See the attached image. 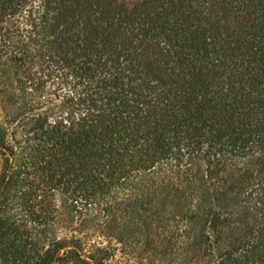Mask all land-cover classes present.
Here are the masks:
<instances>
[{
    "label": "trees",
    "instance_id": "obj_1",
    "mask_svg": "<svg viewBox=\"0 0 264 264\" xmlns=\"http://www.w3.org/2000/svg\"><path fill=\"white\" fill-rule=\"evenodd\" d=\"M3 58L0 264H264V0H0Z\"/></svg>",
    "mask_w": 264,
    "mask_h": 264
},
{
    "label": "rangeland",
    "instance_id": "obj_2",
    "mask_svg": "<svg viewBox=\"0 0 264 264\" xmlns=\"http://www.w3.org/2000/svg\"><path fill=\"white\" fill-rule=\"evenodd\" d=\"M17 41L18 39H15L16 43ZM26 77H27L26 68L21 67V65H17L5 58L0 59V91L5 90V92H7V94L9 95H13V94L23 95L25 92L28 91L25 87ZM42 85H43V88H41L39 92H44V93L59 92L57 91V87L51 85V83H48L46 85L42 84ZM9 100H12V99H9ZM9 100L7 104L8 106L7 110H4L3 103L0 99V126L2 130L6 131L7 133L11 129V126H12L11 121L9 120L10 114L16 111L15 109L11 108L13 107V105L11 101ZM7 112H9V114L6 115ZM3 166H4V158L2 154L0 153V174L3 172ZM60 196L61 195L56 196V197L58 200H60L59 201L60 204H62ZM18 202H20L21 204L9 210L12 217H16V218H13L12 220L25 223L27 225V226L23 225L27 229L24 235L30 236L32 234H36L37 236H40L43 225H38V220H39L38 214L40 211L39 206L36 204V202L30 201L28 198H26L25 200H18ZM60 211L59 213L57 212V215H56L58 216L57 219L59 218V215H60L61 218L65 219L64 221L65 223L62 226L61 225L58 226V230H56L55 234L61 237L62 236L73 237V235H75L78 239H86L91 242H100V243H104V245L108 243L109 241L107 239L108 237L104 235L98 236V233H94V228L91 227V225L89 226L84 225L86 220L83 223L81 222L83 216L80 213L75 217V219L71 220V215L68 212V209L62 207V210H61V207H60ZM3 213L4 212L0 211V214H3ZM66 225L68 226V229H65ZM173 252L169 254L168 257H163L162 259L164 261L161 259L160 252L156 251L154 248L144 249L143 253L138 252V255L140 258L149 257L152 259L153 258L157 259V262H159V264H161V262L164 264H176L177 260H179L181 256ZM120 259H122L121 253L117 252L114 258V262H117ZM179 261L182 262V259ZM124 263L125 264H139V259L138 258L132 259L129 263L127 262H124Z\"/></svg>",
    "mask_w": 264,
    "mask_h": 264
}]
</instances>
